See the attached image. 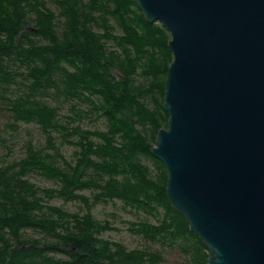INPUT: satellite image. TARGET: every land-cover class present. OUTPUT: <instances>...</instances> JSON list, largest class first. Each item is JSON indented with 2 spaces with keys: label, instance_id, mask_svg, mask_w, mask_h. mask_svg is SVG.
<instances>
[{
  "label": "trees",
  "instance_id": "1",
  "mask_svg": "<svg viewBox=\"0 0 264 264\" xmlns=\"http://www.w3.org/2000/svg\"><path fill=\"white\" fill-rule=\"evenodd\" d=\"M49 1L58 13L48 7ZM117 27L121 34L115 33ZM170 38L160 22L143 17L136 0H0V84L24 75L30 91L9 102L14 116L38 122L47 144L56 148L46 153L30 145L25 157L0 166V264H161L158 252L128 250L99 237L110 226L90 211L79 216L46 203L55 197L88 200L77 192L88 187L99 190L95 201L119 198L136 208H163L161 224L140 221L132 229L152 240L163 235L186 239L185 249H193L196 263L208 264L210 251L170 204L166 166L152 153L158 131L168 125L163 101L172 61ZM12 63L26 71H13ZM51 86L66 101L73 100L68 120L96 112L105 118L106 129L60 123L58 107L32 99ZM81 101L90 108L80 107ZM56 128L62 130L64 142L76 146L74 163L55 144ZM145 159L151 160L155 172ZM32 172L59 181L60 188H39L26 178ZM25 229L54 241L26 244L19 238ZM7 232L18 239L11 242L18 250L7 242ZM58 252L68 258L56 257Z\"/></svg>",
  "mask_w": 264,
  "mask_h": 264
},
{
  "label": "water",
  "instance_id": "2",
  "mask_svg": "<svg viewBox=\"0 0 264 264\" xmlns=\"http://www.w3.org/2000/svg\"><path fill=\"white\" fill-rule=\"evenodd\" d=\"M136 2L171 36L152 149L168 200L208 264H264V0Z\"/></svg>",
  "mask_w": 264,
  "mask_h": 264
},
{
  "label": "rangeland",
  "instance_id": "3",
  "mask_svg": "<svg viewBox=\"0 0 264 264\" xmlns=\"http://www.w3.org/2000/svg\"><path fill=\"white\" fill-rule=\"evenodd\" d=\"M48 7L55 12H59V8L53 2H48ZM33 25V24H32ZM58 32L61 34L62 25H58ZM116 34H121L120 28H116ZM37 38V37H36ZM110 46L114 47L113 42H109ZM11 68L13 71H19L24 73L25 67H20L17 63H12ZM113 72L118 76L117 70ZM14 81L10 83L0 84V166H5L15 160H19L26 156L28 147L33 145L36 149H43L46 153H54L56 148L48 145L46 142V135L41 125L36 122L17 121L14 116V111L11 109L10 101H13L19 95H25L30 91L29 81L24 75H15ZM140 81H142L139 78ZM4 87V88H3ZM32 99H37L44 104L55 106L59 108V114L57 118L60 123L72 126L80 124L84 128L89 129H101L105 130L107 122L102 116H98L96 112H90L89 116L68 120L67 115H72L70 110L71 103L66 101L63 94L57 93V88L51 86L49 88L40 89L33 96ZM149 104H153L149 101ZM80 107L88 110L89 104L85 101H81ZM73 119V118H72ZM55 144L59 147L61 154H63L67 160L74 163L75 145L66 143L63 141L62 130H52ZM76 139V137H71ZM57 162L60 166H63V161L57 158ZM145 163L150 165L151 170L155 172V168L149 159L144 160ZM31 182H33L39 188H57L59 189L61 184L55 179L48 178L38 172H32L26 176ZM77 192L86 195L88 200H66L63 197H55L53 199H46V203L50 206H59L67 212L78 214L83 216L87 211H90L93 217L102 222V224H109L110 228L99 234V237L122 243L128 250H148L152 252H158L163 260L161 264H197L193 258V249L186 251L188 240L175 239L173 240L168 235L159 236L157 240H152L145 237L142 234H138L132 229L133 223L140 221H149L153 224H161L164 219V209L159 210H147L144 208H136L128 206L123 200L119 198L99 200L95 201L94 194L99 192L95 188H84L77 190ZM90 205V209L88 206ZM72 223H74V219ZM7 238V242L14 246L15 243H11L15 238V235L11 232H7L4 235ZM19 238L26 241V244L32 243L31 241L37 240L39 243L46 244L49 241H54L50 236H46L44 233L32 229H25L19 232ZM13 240V241H12ZM192 240V239H191ZM14 248V249H15ZM58 258H68L64 253H54Z\"/></svg>",
  "mask_w": 264,
  "mask_h": 264
}]
</instances>
